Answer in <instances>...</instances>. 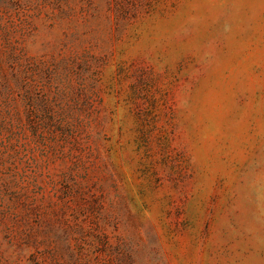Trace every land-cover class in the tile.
Listing matches in <instances>:
<instances>
[{
	"label": "rangeland",
	"instance_id": "rangeland-1",
	"mask_svg": "<svg viewBox=\"0 0 264 264\" xmlns=\"http://www.w3.org/2000/svg\"><path fill=\"white\" fill-rule=\"evenodd\" d=\"M0 264H264V0H0Z\"/></svg>",
	"mask_w": 264,
	"mask_h": 264
}]
</instances>
